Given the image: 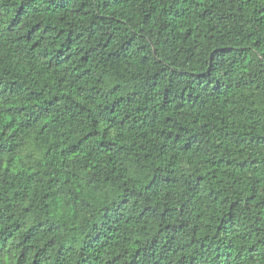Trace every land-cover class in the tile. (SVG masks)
I'll use <instances>...</instances> for the list:
<instances>
[{
    "label": "clouds",
    "instance_id": "1",
    "mask_svg": "<svg viewBox=\"0 0 264 264\" xmlns=\"http://www.w3.org/2000/svg\"><path fill=\"white\" fill-rule=\"evenodd\" d=\"M0 264H264V0H0Z\"/></svg>",
    "mask_w": 264,
    "mask_h": 264
}]
</instances>
